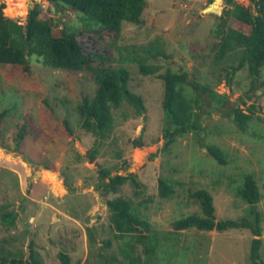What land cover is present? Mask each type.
Segmentation results:
<instances>
[{
  "label": "rangeland",
  "instance_id": "obj_1",
  "mask_svg": "<svg viewBox=\"0 0 264 264\" xmlns=\"http://www.w3.org/2000/svg\"><path fill=\"white\" fill-rule=\"evenodd\" d=\"M148 1L143 24L124 22L116 38L100 44L108 51V64L128 69L130 89L146 106L142 115L127 103L115 109L114 130L105 141L80 126L78 104L96 88L89 72L54 69L31 60V73L25 74L19 66L0 64V212L16 213L13 225L0 223V246L8 257L26 260L33 242L44 264H63L61 253L70 264H129L131 257L142 264H251L254 235L249 229L176 230L173 222L202 214L192 194L197 189L212 195L218 219H253L250 206L236 195L244 176L252 173L262 193L255 208L262 215L264 263V122L257 118L264 119V70L252 86L246 67L228 75L236 62L214 59L212 31L224 9L222 0ZM237 1L253 8L250 0ZM0 3L5 4L4 15H17L21 23L31 3L40 9L41 18L52 17L71 30L99 24L80 13L57 10L47 0ZM156 48L162 56L149 54L148 49ZM140 63L160 65L161 73L182 68L190 78L225 94L228 102L221 106L216 98H204L202 129L165 146L163 83L156 75L140 73ZM187 92L193 94L192 89ZM251 104L256 110L241 131L229 109L248 112ZM26 113L41 132L17 151L13 137ZM212 144L223 151L225 164L208 154ZM94 148L98 151L91 159ZM101 167L112 175L134 173L140 186L127 182L117 193L102 195L96 189ZM159 176L172 182L171 197L159 196ZM118 195L131 199L138 215L150 223V238L115 234L106 201Z\"/></svg>",
  "mask_w": 264,
  "mask_h": 264
},
{
  "label": "trees",
  "instance_id": "obj_2",
  "mask_svg": "<svg viewBox=\"0 0 264 264\" xmlns=\"http://www.w3.org/2000/svg\"><path fill=\"white\" fill-rule=\"evenodd\" d=\"M222 1L224 9L212 31L215 39L210 49L214 51L216 61L236 62L227 72L228 75L246 67L253 86L264 70V0H250L253 8L237 0ZM47 2L52 3L57 10L66 9L80 13L97 20L99 24L93 28L71 30L65 25L60 26L52 17L41 18L37 6L29 9L21 23L17 15H4L5 4L0 3V64L19 66L25 74L31 73V60L54 69L89 72L96 88L92 96H82L78 104L80 126L97 140L105 141L112 136L114 130L115 109L127 103L142 115L146 111V106L143 97L130 89L128 69L108 64V51L100 47V44L116 38L124 22L143 24L149 1L47 0ZM148 52L153 57L162 56L157 48L148 49ZM160 69L161 66L157 64H139L140 73L156 75L163 83L161 107L167 123L164 130V145L168 146L177 137L191 132L197 133L202 129L200 113L204 98L210 102L216 98L221 106L226 105L228 99L225 94L217 93L209 85L190 78L188 72L182 68L180 70L166 68L162 73L159 72ZM187 89H192L193 94H189ZM255 110V105L251 104L248 106V112L235 107L229 109V114L235 126L245 131ZM3 116L4 111L0 113V118ZM257 118L264 122L261 116L258 115ZM64 124L72 134L67 119L64 120ZM40 132L41 129L35 125L32 116L26 113L13 137L14 149L21 150L25 140L36 139ZM97 151V148L89 151L91 159L95 157ZM207 152L219 164H225L223 151L218 146L208 145ZM127 182L134 187L140 186L134 173L112 175L108 168L101 167L96 189L102 195L117 193ZM157 182L160 197L168 198L174 194V187L169 179L159 176ZM192 194L199 201L202 214L189 215L174 221L173 227L176 230L191 227L204 231L249 229L254 235L249 248L251 264H264L260 256L262 215L255 208L262 198V193L252 173L244 176L242 185L236 191V195L250 206V214L253 216L251 220L218 219L213 197L206 189H197ZM106 206L110 213L111 227L118 237L137 235L139 239L150 238L152 227L146 219L138 215L131 199L118 195L108 199ZM15 217V212H0V223L13 225ZM7 255L0 246V264H44L33 242L29 243L26 260H16ZM59 256L63 264H70L67 255L61 253ZM129 264L142 263L139 258L131 257Z\"/></svg>",
  "mask_w": 264,
  "mask_h": 264
},
{
  "label": "water",
  "instance_id": "obj_3",
  "mask_svg": "<svg viewBox=\"0 0 264 264\" xmlns=\"http://www.w3.org/2000/svg\"><path fill=\"white\" fill-rule=\"evenodd\" d=\"M28 2H29V0H28ZM210 6H213V3ZM29 7L32 8V4L31 3H29Z\"/></svg>",
  "mask_w": 264,
  "mask_h": 264
}]
</instances>
